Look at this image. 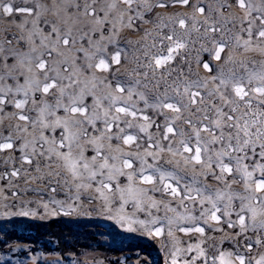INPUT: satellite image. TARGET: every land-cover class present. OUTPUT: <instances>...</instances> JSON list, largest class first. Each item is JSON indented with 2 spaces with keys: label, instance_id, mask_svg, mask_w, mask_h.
Segmentation results:
<instances>
[{
  "label": "snow or ice",
  "instance_id": "6c2138e0",
  "mask_svg": "<svg viewBox=\"0 0 264 264\" xmlns=\"http://www.w3.org/2000/svg\"><path fill=\"white\" fill-rule=\"evenodd\" d=\"M0 23V207L48 193L170 264H264V0H0Z\"/></svg>",
  "mask_w": 264,
  "mask_h": 264
},
{
  "label": "rangeland",
  "instance_id": "374dc122",
  "mask_svg": "<svg viewBox=\"0 0 264 264\" xmlns=\"http://www.w3.org/2000/svg\"><path fill=\"white\" fill-rule=\"evenodd\" d=\"M3 27L9 25L0 23ZM41 199L48 202L49 194L29 192L9 208L0 207V264H170V253L158 240L139 230L128 231L127 225L122 227L98 208L70 207L67 202L58 215L50 216L40 206ZM56 199L63 202L65 196L58 193ZM57 207L50 204V208ZM21 209L35 216L13 215ZM138 217L147 219L143 214Z\"/></svg>",
  "mask_w": 264,
  "mask_h": 264
}]
</instances>
